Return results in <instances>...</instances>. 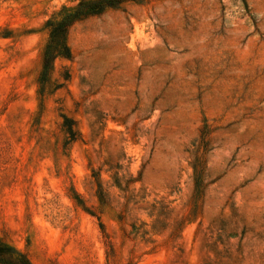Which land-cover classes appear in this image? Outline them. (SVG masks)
<instances>
[{
	"label": "rangeland",
	"instance_id": "374dc122",
	"mask_svg": "<svg viewBox=\"0 0 264 264\" xmlns=\"http://www.w3.org/2000/svg\"><path fill=\"white\" fill-rule=\"evenodd\" d=\"M77 2L0 0V241L33 264H264V0L108 7L40 83Z\"/></svg>",
	"mask_w": 264,
	"mask_h": 264
},
{
	"label": "trees",
	"instance_id": "16d2710c",
	"mask_svg": "<svg viewBox=\"0 0 264 264\" xmlns=\"http://www.w3.org/2000/svg\"><path fill=\"white\" fill-rule=\"evenodd\" d=\"M129 0H78L76 5L66 11L60 18L48 20V40L44 46L42 54V69L39 74V82L43 83L47 79L48 72L53 67L55 58L62 57L69 59L71 57L70 49L66 41V35L69 28L77 21L88 16L101 13L108 7H116L122 2ZM139 1V0H131ZM66 72L63 77L68 79ZM62 127L69 139H74L76 129L74 121L64 114H61ZM198 186V184H197ZM0 264H33L28 257L16 250L14 247L0 241Z\"/></svg>",
	"mask_w": 264,
	"mask_h": 264
}]
</instances>
